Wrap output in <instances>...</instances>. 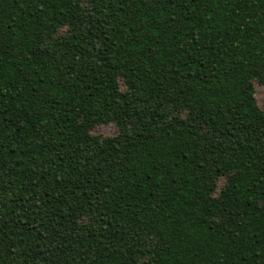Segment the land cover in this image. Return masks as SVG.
Segmentation results:
<instances>
[{
	"label": "trees",
	"instance_id": "obj_1",
	"mask_svg": "<svg viewBox=\"0 0 264 264\" xmlns=\"http://www.w3.org/2000/svg\"><path fill=\"white\" fill-rule=\"evenodd\" d=\"M256 83L264 0H0V264H264Z\"/></svg>",
	"mask_w": 264,
	"mask_h": 264
},
{
	"label": "rangeland",
	"instance_id": "obj_2",
	"mask_svg": "<svg viewBox=\"0 0 264 264\" xmlns=\"http://www.w3.org/2000/svg\"><path fill=\"white\" fill-rule=\"evenodd\" d=\"M255 87H256V91H255L256 99L260 104V106L264 109V84L256 83ZM118 132L119 129L114 123L97 125L92 131L93 134H96L103 138L116 135ZM224 182H225V178L220 180L219 185L222 186Z\"/></svg>",
	"mask_w": 264,
	"mask_h": 264
}]
</instances>
